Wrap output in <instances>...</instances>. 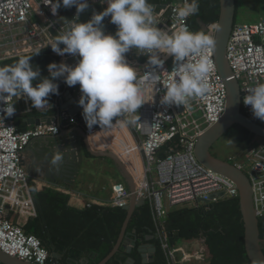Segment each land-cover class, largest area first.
Returning a JSON list of instances; mask_svg holds the SVG:
<instances>
[{
    "label": "built area",
    "instance_id": "obj_1",
    "mask_svg": "<svg viewBox=\"0 0 264 264\" xmlns=\"http://www.w3.org/2000/svg\"><path fill=\"white\" fill-rule=\"evenodd\" d=\"M183 4L184 0H174L167 5L168 14L167 10L160 9L156 14L160 17L157 21L158 28L176 31L186 26L194 32L190 25L191 16L185 19H178L176 16V10ZM35 9L47 16L48 26L32 23ZM60 16V9L53 16L50 7L45 6L43 0H0V33L12 29L17 32L9 58L51 47L49 45L55 41L49 29L54 28L61 35L67 31L68 23L62 22ZM217 27L218 23L207 29V34L213 39L212 35ZM65 55L60 56L61 59ZM205 55L209 59V91L203 97L192 98L188 105L160 103L164 94L162 84L167 79V74H162L161 84L156 86L159 92H155V89L153 92V85L143 78L145 72L153 70L152 66H146L148 55L145 52V60L140 63V70L137 71L145 100L135 114L140 117L137 124L126 128L118 125H95L89 129L84 118L80 121L71 117L69 120V124L86 130L94 151L115 153L126 165L134 180L138 199L143 203L148 201L151 206L158 228L157 237L169 264H186L206 258L203 239L199 242H202L204 250L171 246L163 225V220L171 209L185 206L208 208L220 200L239 197L236 185L205 167L196 154L199 137L221 120L228 100V90L218 71L214 47L207 50ZM158 56L164 61V65L163 68H155L156 73H170L174 67L173 57L163 53H158ZM227 58L233 78L241 87L244 114L264 126V121L253 116L251 106L243 104V97L248 94L246 89L264 83V20L252 24H235L227 46ZM4 59L0 53V67ZM187 59L192 62L196 58L189 56ZM127 62L130 66L134 64L129 59ZM80 96L81 93L78 100ZM24 98L27 97H14L12 102L15 103V114L0 121V250L32 264H49L50 254L47 249L35 236L26 234L12 220V215L26 219L37 217L30 175L23 165V153L34 140L59 137L68 123L66 124L67 120H62L51 125L44 123L20 130L16 123L17 103ZM2 107L3 104L0 103V108ZM3 116L0 112V117ZM132 116L133 114H128L129 119ZM63 118L66 119L64 115ZM165 148L166 151L162 153ZM229 161L249 176L254 188L258 217H263L264 142L260 138L256 139L239 158L233 156ZM111 192L112 200L105 206L126 208L130 205L132 194L125 183L114 182ZM220 193L224 196L219 197ZM212 195H215L214 199H211Z\"/></svg>",
    "mask_w": 264,
    "mask_h": 264
},
{
    "label": "clouds",
    "instance_id": "obj_2",
    "mask_svg": "<svg viewBox=\"0 0 264 264\" xmlns=\"http://www.w3.org/2000/svg\"><path fill=\"white\" fill-rule=\"evenodd\" d=\"M103 2L107 4L104 11L93 13L86 22L77 23L80 14L89 7L87 0H43L53 16L62 6H75L76 17L65 19L67 31L55 36V42L49 46L59 56L78 57V62L75 66L51 63L47 66V77H42L40 68L30 63L34 55L21 56L13 64L0 67V103L3 104L0 112L4 114L0 121L15 114L14 97H27L34 108L49 106L47 98L59 94V85L54 81L63 78L69 87L79 84L81 96L77 103L83 109L82 115L89 129L95 125L126 128L136 124L140 117L135 114L145 100L137 69L126 60L125 54L132 48L148 55L146 66H152L153 70L145 72L143 78L153 85V92L154 89L159 92L156 86L161 84L162 74H167L162 84V105L185 106L192 98L206 95L210 68L205 53L215 45L212 37L204 31L192 32L186 26L176 31L153 26L154 6L148 0ZM198 12L199 0H184L183 6L176 10V16L185 19ZM109 16L110 23L117 28L114 35L105 34L102 23ZM61 44L65 47L61 48ZM158 53L173 57L174 67L170 73H156L155 68L164 65ZM189 56L196 59L189 62ZM246 92L243 104L251 106L253 116L264 121V83L249 87ZM128 114H133L131 119ZM61 160L62 155L57 151L52 163L56 165Z\"/></svg>",
    "mask_w": 264,
    "mask_h": 264
},
{
    "label": "trees",
    "instance_id": "obj_3",
    "mask_svg": "<svg viewBox=\"0 0 264 264\" xmlns=\"http://www.w3.org/2000/svg\"><path fill=\"white\" fill-rule=\"evenodd\" d=\"M173 1L148 0L153 6L168 5ZM87 2L89 7L80 14L77 23L86 22L91 19L93 13L98 14L107 8L101 1ZM239 4L237 0V14ZM60 13V19L64 23H68L65 19L72 20L77 15L75 6L71 9L62 6ZM220 15V0H199V12L190 18L192 30L204 31L207 34V29L219 22ZM110 19V16L106 17L102 23L114 35L117 28L110 23ZM37 52L5 58L2 66L13 64L21 56L34 55L30 63L40 68L42 77H47L49 64L62 63L61 57L56 55L51 47L40 50V53L35 55ZM54 82L59 85V94L47 98L48 110L39 111L34 108L31 114L33 117L38 119L57 116L59 108L66 102L68 91L72 92L75 89L74 86H67L63 78H58ZM20 122L16 119L19 129L26 130L20 126ZM232 130L235 132L237 142L245 144L248 148L253 141L259 139L240 125H236ZM82 156L98 163L105 160L115 165L110 159L93 157L85 146L82 148ZM32 194L37 217L22 219L21 216L15 215L14 221L26 234L40 240L50 254V262L58 259L62 264H99L117 245L128 215L126 208L88 205L84 209H78L70 205L69 195L51 188L39 191L32 186ZM163 225L173 248L181 246V242L203 239L206 264H252L245 246V224L239 197L220 200L208 208L190 206L173 208L164 218ZM259 227L264 252V216L259 218ZM157 230L151 206L145 201L135 210L127 229L126 238L134 242L135 247L128 252L127 246L123 245L107 264H145L142 250L145 247L149 248L151 254L149 264H169L166 252L157 237Z\"/></svg>",
    "mask_w": 264,
    "mask_h": 264
},
{
    "label": "water",
    "instance_id": "obj_4",
    "mask_svg": "<svg viewBox=\"0 0 264 264\" xmlns=\"http://www.w3.org/2000/svg\"><path fill=\"white\" fill-rule=\"evenodd\" d=\"M220 1V20L218 22L217 30L212 36L215 40L214 51L218 71L221 77L223 78L228 90L227 109L221 120L217 124L209 128L207 131H205L203 135L199 137L196 154L199 161L205 167L228 178L236 185L239 191L241 211L245 224V246L248 257L252 264H264V252L261 246L262 239L259 227V217L255 208L254 188L252 182L249 176L244 171L237 168L233 163H231L230 161L223 160L212 153V148L216 145V143L219 142V140H221L236 125H240L248 129L258 138L264 140V126L251 120L243 113L241 87L239 82L233 78V71L227 58L228 42L232 34L233 28L236 24L237 0ZM71 8L72 7H69V9ZM158 9L167 10V14L169 13L167 5H155L153 9L154 14L159 13ZM49 32L53 35L54 38L59 34L54 28H50ZM60 46L62 48L65 47L63 44H61ZM126 60L128 59L126 58ZM75 103L76 108L78 109L79 113H81V107L76 101ZM181 110L183 111V108H181ZM70 114L68 113V117L66 119H64L61 116V113H59L55 117L53 116L39 119H31V122L35 123L36 125H41L44 123L47 125H51L53 122H60L62 120H67L69 122L71 118ZM73 130L81 134L85 148L90 155L95 158L110 159L116 164L132 194L130 205L126 207L128 215L124 223L119 241L115 248L111 251V253L99 263L107 264L123 245L127 246L128 252H131L133 247H135L136 244L127 239L126 234L135 210L137 209V207L143 204V201L138 199L134 180L123 161L115 153L94 151L90 146L88 137L86 135V130L84 128L76 127ZM62 132H65V129H63ZM223 196V193L219 194V197ZM214 198L215 195H212L211 199ZM0 264L32 263L11 257L4 253L2 250H0ZM53 264L62 263H60L58 259H55Z\"/></svg>",
    "mask_w": 264,
    "mask_h": 264
},
{
    "label": "crops",
    "instance_id": "obj_5",
    "mask_svg": "<svg viewBox=\"0 0 264 264\" xmlns=\"http://www.w3.org/2000/svg\"><path fill=\"white\" fill-rule=\"evenodd\" d=\"M95 1L103 2V0ZM104 4L107 5L106 3ZM158 11L160 12V9ZM43 18L42 22L33 21L32 18L31 21L41 26H48L47 16L43 15ZM159 18L156 14L153 15V26H159L157 23ZM16 34L17 32L14 29L0 33V53L5 58L10 56L14 46L13 42L16 40L14 35ZM105 34L112 33L105 28ZM125 56L134 63L131 67L139 71L140 63L145 60V52H136V49L132 48ZM61 61L70 66H75L78 58L71 54H66ZM74 87L75 89L72 92L68 91L66 102L59 108L57 115L61 113L62 117L64 115L67 118L68 113L73 112L74 114H70L71 117L81 121L83 110L81 108L82 112L79 113L75 105V101L78 102V97L81 93L80 86L77 84ZM17 108V119L21 121V127L30 129L36 126L35 123L31 122V119H37L31 115L34 111L31 101L24 98L18 101ZM48 109L49 106L37 108L39 111ZM67 123L68 126L65 128V132H62L59 137L34 140L23 153V165L30 175L31 186L39 191L51 188L63 192L70 196V205L78 209H84L88 205L105 206L112 200L111 186L116 182L114 169L105 160H101L98 163L93 159L84 158L82 156V148L85 146L83 138L79 132L73 130L76 128L75 125H71L66 121ZM57 151L61 153L62 160L54 165L52 159ZM12 218V220H16L15 215H12Z\"/></svg>",
    "mask_w": 264,
    "mask_h": 264
},
{
    "label": "rangeland",
    "instance_id": "obj_6",
    "mask_svg": "<svg viewBox=\"0 0 264 264\" xmlns=\"http://www.w3.org/2000/svg\"><path fill=\"white\" fill-rule=\"evenodd\" d=\"M239 8H238V14H237V23L238 24H252L257 23L262 20H264V0H239ZM43 15L38 11V9H35L33 12V21L42 22ZM138 123V122H137ZM136 123V124H137ZM248 149V147L245 144H240L235 139V132L233 130L229 131L228 135H225L219 142L216 143V145L212 149V153L215 156L220 157L223 160L229 161L230 157H238L243 152H245ZM111 168L114 169L116 179L115 181H121L126 184L125 180L123 179V176L119 169L115 165L109 162L108 164ZM109 177H111L109 175ZM127 185V184H126ZM22 219H25L22 217ZM23 221V220H22ZM202 242L194 241V242H181V247H185L187 250H201V248L204 250L203 245H201ZM207 261H191L189 264H206Z\"/></svg>",
    "mask_w": 264,
    "mask_h": 264
},
{
    "label": "flooded vegetation",
    "instance_id": "obj_7",
    "mask_svg": "<svg viewBox=\"0 0 264 264\" xmlns=\"http://www.w3.org/2000/svg\"><path fill=\"white\" fill-rule=\"evenodd\" d=\"M213 149V148H212ZM143 251H144V257H145V259H144V263L145 264H149L150 263V257H151V254H150V251H149V248H147V247H145V248H143L142 249ZM53 260L50 262L49 261V264H53Z\"/></svg>",
    "mask_w": 264,
    "mask_h": 264
}]
</instances>
